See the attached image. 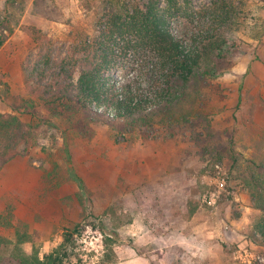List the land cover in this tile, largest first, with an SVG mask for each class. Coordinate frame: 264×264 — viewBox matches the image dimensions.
<instances>
[{
	"label": "rangeland",
	"instance_id": "374dc122",
	"mask_svg": "<svg viewBox=\"0 0 264 264\" xmlns=\"http://www.w3.org/2000/svg\"><path fill=\"white\" fill-rule=\"evenodd\" d=\"M220 1L244 6L251 29L227 34L232 67L215 82L221 91L210 102V118L222 139L234 141L235 153L213 163L190 134H120L106 119L87 140L66 135L41 107L36 120L14 113L7 93L36 99L27 68L49 53L56 58L50 75L57 74L110 6L0 0V113L18 114L34 128L32 140L0 172V236L28 231L43 259L74 232L71 264H264V237L256 231L264 216V33L256 37L264 2L180 0L172 30L203 29L207 8ZM123 57L115 70L121 83L145 78L139 58ZM33 246L24 248L31 253Z\"/></svg>",
	"mask_w": 264,
	"mask_h": 264
},
{
	"label": "trees",
	"instance_id": "16d2710c",
	"mask_svg": "<svg viewBox=\"0 0 264 264\" xmlns=\"http://www.w3.org/2000/svg\"><path fill=\"white\" fill-rule=\"evenodd\" d=\"M105 3L110 7L98 16L94 34L72 48L57 74L50 75L56 58L49 53L27 68L28 87L36 99L7 93L13 112L36 120L41 107L60 122L66 135L87 140L96 135L94 124L107 119L120 134L148 135L156 129L170 139L190 134L213 163L235 153L234 141H225L213 128L210 102L220 98L216 80L232 67L227 34L250 30L251 13L233 2H214L207 8L210 19L203 29L188 26L178 35L172 19L182 11L180 0ZM45 13L54 17L57 12ZM260 26L256 37L261 38L264 24ZM128 53L139 58L145 78L121 83L115 70ZM14 113H0V172L34 135L33 126ZM256 231L264 237V216ZM26 243L34 245L31 253L24 248ZM38 243L35 235L20 229L13 239L0 236V264H71L77 247L74 232H66L63 242L42 259Z\"/></svg>",
	"mask_w": 264,
	"mask_h": 264
}]
</instances>
